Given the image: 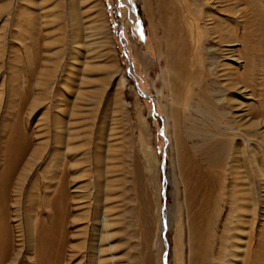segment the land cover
Listing matches in <instances>:
<instances>
[{
  "label": "rangeland",
  "instance_id": "rangeland-1",
  "mask_svg": "<svg viewBox=\"0 0 264 264\" xmlns=\"http://www.w3.org/2000/svg\"><path fill=\"white\" fill-rule=\"evenodd\" d=\"M12 124L31 164L7 264L36 263L30 187L35 221L45 191L63 205L55 264H164L166 242L167 264H264V0H0Z\"/></svg>",
  "mask_w": 264,
  "mask_h": 264
},
{
  "label": "bare ground",
  "instance_id": "bare-ground-1",
  "mask_svg": "<svg viewBox=\"0 0 264 264\" xmlns=\"http://www.w3.org/2000/svg\"><path fill=\"white\" fill-rule=\"evenodd\" d=\"M21 1L26 2L27 0H21ZM21 10H23V9H21ZM39 40H41V39H39ZM52 42H53L52 45H54L57 43V40L52 41ZM39 48L41 49V47H39ZM28 49L30 52L29 54L31 55V56L30 55L29 56L33 58L35 55V51L33 52L31 50V47L30 48L28 47ZM36 51H37V49H36ZM38 51H39L38 53H40V50H38ZM36 58H37V52H36ZM33 65H34V62L31 63V67H32L31 71H32V74L34 76V80L37 79V76L39 79V80L37 79L38 81L35 82L34 85L45 86L43 78L45 77V75L47 73V69L42 70L43 72L41 70L37 72V69L34 68ZM55 65L57 66V64H55ZM9 72H11V77L8 81V83H9L8 94L10 97H12L15 94V92L13 93V91L16 90L15 85H16V82H18L20 80V78H21L20 76L22 74V71L17 66L16 67L11 66V68L9 66ZM39 72H40V74L37 75V73H39ZM39 76H40V78H39ZM12 89H14V90L12 91ZM36 102L38 103V101H36ZM1 121L4 122L3 120H1ZM59 125H60V123H59ZM56 127L58 129L59 126H56ZM8 128H9V132H8ZM8 128H7V133H6L7 136L5 134L6 138H4L6 140L5 141L0 140V157L2 155L4 156V158L0 159V264H7L8 262H10L12 259V255H13V253H12V242H11V228H10V224H9L10 217H11V203L13 202L14 207H17L16 213H18V215H19L20 206H21V199H16L15 201L11 200V196H12L10 194L11 189L14 188L15 193L19 196V198H22L21 197L22 192H23L26 180H27L28 171H29V167L31 164L30 161L27 159L29 150H28L26 137L20 131L19 128H16L15 125L13 127V124L11 127H8ZM59 129H60V134H62L61 128H59ZM1 137L2 136H0V138ZM61 144H62L61 142L57 143L56 149H58V146H60ZM218 145L217 144L215 145L216 149L218 148ZM213 148H214V146H213ZM59 154H60V152L58 150L53 152V156L55 159L54 162L56 161ZM53 172L55 174V171H53ZM31 185H32V182H31ZM44 187H45V185H44ZM27 188H28V186H27ZM28 189H29L27 191L28 194L26 193L27 194L26 200L24 199L26 201L25 204L27 206V212H26L27 215H26V224L25 225L28 228L27 231H29V234L33 231L32 232L33 233V237H32L33 239L31 242H33L36 245L35 257H32V261H33V259H35L36 260L35 264H55L56 258L59 257L61 254L60 239L58 238L59 234L56 230L60 228L59 224H61L60 223L61 218H64V215L60 211V208L63 207V205H62V203H58V204H61V206L58 207V204L54 203L52 201V199L55 198V195L54 196L52 195L53 197L50 199L49 196L45 195L47 193V191H45L44 200L48 199L45 201V203L47 204L46 206L51 208L52 211H51V214L49 215L48 221H41V220H37V219L35 221V218L32 216V213H34V212H31V208L33 206V202L35 200V197L33 196V194H31V191L33 190L32 187H30ZM45 189L48 190V192H49L48 188H45ZM54 190H55V193H57L56 192L57 189H54ZM241 194H243V193H241ZM246 194H247V192H246ZM236 196H239V195H236ZM243 196H246V195H243ZM34 204H36V203H34ZM34 206L36 207V205H34ZM35 217H37V215ZM43 220H45V219H43ZM166 228H167V226L164 225V229H166ZM52 251H54V252L52 253Z\"/></svg>",
  "mask_w": 264,
  "mask_h": 264
},
{
  "label": "water",
  "instance_id": "water-1",
  "mask_svg": "<svg viewBox=\"0 0 264 264\" xmlns=\"http://www.w3.org/2000/svg\"><path fill=\"white\" fill-rule=\"evenodd\" d=\"M114 13H115L116 16L118 15L117 12H116V8H115V7H114ZM120 29H121V30H120V33H119V37H120V40H122V28H120ZM123 51H124V55H125L127 61L129 62V69H128V72H129V74L132 76V78L135 79V77L133 76V74H132V72H131V61H130V59H129V56H128V54H127V52H126L125 49H123ZM136 85H137L138 90L142 93V95H143L145 98H149V97H147V96L141 91V89H140V87H139V84H138L137 82H136ZM166 230H167V228L164 229V232H163V236H164V240H165V242H166ZM166 247H167V249H166V251H165V255H164V264H167V252H168V244H167V242H166Z\"/></svg>",
  "mask_w": 264,
  "mask_h": 264
}]
</instances>
